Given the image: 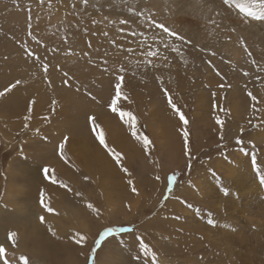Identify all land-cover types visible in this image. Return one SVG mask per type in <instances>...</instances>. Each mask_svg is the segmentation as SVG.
Instances as JSON below:
<instances>
[{"label":"rangeland","instance_id":"374dc122","mask_svg":"<svg viewBox=\"0 0 264 264\" xmlns=\"http://www.w3.org/2000/svg\"><path fill=\"white\" fill-rule=\"evenodd\" d=\"M84 2L0 0V264H264V53L244 48L241 66L230 67L220 50L198 51L178 33L184 14L168 21L143 0H124L127 12L103 21ZM233 4L245 33L264 24L244 18L264 0ZM207 58L223 70L204 72L197 62L209 66ZM118 77L123 95L113 112ZM119 111L133 114L147 148ZM78 119L90 136L84 148L69 133ZM102 161L114 176L101 174ZM54 197L64 209L51 205ZM109 228L128 231L97 245Z\"/></svg>","mask_w":264,"mask_h":264},{"label":"bare ground","instance_id":"6f19581e","mask_svg":"<svg viewBox=\"0 0 264 264\" xmlns=\"http://www.w3.org/2000/svg\"><path fill=\"white\" fill-rule=\"evenodd\" d=\"M76 1L77 0H75V3H76ZM78 1L81 2L82 0H78ZM84 1L85 0H83V2ZM135 1H137V0H134V2ZM143 1L145 2V4H142L143 7H144V5H147L145 7L146 10H149L150 12H152L154 14L156 13V15H159V16L164 15V16H166V19L168 21H170L176 15L178 16V15L184 14V15L188 16L189 19L188 20L185 19L186 22L182 23L183 21L181 20L182 24L179 26V28H177L178 33L183 37L186 36V37L192 39L193 46H195L198 51L203 50V51L208 52V51L213 50V49L215 51L220 50V52H219L220 54L226 55L225 60L227 59L226 63H227V65H230V67L233 65V63H236L237 65H239V67L241 66L240 61H242L244 58L243 57L244 56L243 49L245 48V46H246V48L252 47L253 49L257 50L261 54L264 53V24L261 25L260 27H258V29H256L254 32H250L249 34L245 33L247 23H245V21L243 22L242 18L237 15V11H239L238 6H235L234 4L232 5V7L234 6L235 9L231 8L230 5H225L223 3V0H143ZM243 1L246 3L249 2V0H231V2L235 3V4H237V2L240 3ZM251 1H253V0H251ZM87 4H89L92 15L95 16L97 14H100V18H102L103 21H104V19L105 20L109 19V18H110V20L113 19L112 15H106L107 13L116 14L118 12V8H122L119 11V13H122L124 10L125 11L127 10L125 8V6L128 7V5H129V4H127V5L123 6V4H126L124 2V0H87ZM137 4L139 5V3H136V4H133L132 7H134L135 5L137 6ZM242 5H245V4H242ZM232 9H233V11H232ZM186 10H188V11H186ZM146 12H148V11H146ZM152 13H150V14H152ZM124 15H125V13H124ZM128 17L126 16V18H128ZM181 17H183V16H181ZM184 18H185V16H184ZM184 18H183V20H184ZM115 19H116V17H114L113 20H115ZM133 19H135V18H133ZM133 19H132V21H134ZM120 20H121V17H120ZM123 20H124V18H123ZM192 20H199L202 23H204V25H200L201 23L198 24L197 22L195 23ZM140 29H144V28H140ZM83 30H84V28H83ZM144 32H146V30H144ZM117 40H118V38H117ZM211 40H213V42ZM241 41H243V44L241 43ZM75 43L77 44V42H75ZM79 45H80V43H79ZM179 59H180V61H185V59H183L182 56H180ZM199 59H200V57H199ZM206 60L210 61L209 66H207L206 63H204V61L203 62H201V61L197 62V65L201 66V68L204 72H206V73L210 72L211 73V71H210L211 68L217 69V70H221V69L223 70L222 66H220L222 64L221 62H218V64H217L214 62L213 59L207 58ZM258 63H259V65H261V67H264V62H262L261 59L258 61ZM36 95H33V97H36ZM36 102H37V104L33 108L34 113L41 112L43 109V107H41V104H44L46 101L40 98L39 101L37 100ZM237 107H238L237 103H234L233 109H236ZM106 123L104 124L105 126L108 125ZM83 124L84 123L81 122L80 119H78V121L77 120L74 121L72 123V125L69 126V129H70L69 133L73 136H76L84 148L85 145L88 146V143L90 142L89 141L90 136L86 133L85 129L83 128V126H82ZM112 126L111 127L109 126L108 128L113 129ZM166 139L168 141V137H166ZM102 154L103 153L99 152V154L97 155L98 160H100L99 156H101ZM47 155L49 156L48 153H47ZM41 156H42V154H41ZM45 157L46 156H44L43 159ZM102 162H103L102 165L99 166L101 174L102 175H108V176H114L115 174H113V173L111 174V172H109L110 166L113 167L112 164L109 161L108 162L102 161ZM54 163H56V165L60 164L59 162H53L51 164L54 165ZM100 171H99V173H100ZM104 178H106V176L101 177L99 182ZM101 183L102 184H99V185H101L102 187L98 188V191L100 194H102L106 197L109 195L108 188L106 185H103V184H105V181H103ZM114 185H112V186H114ZM50 202H51V205L53 207H56V208L58 207V210L64 209V208H62L63 207L62 203H60L55 197ZM22 236H24V235L21 234V237L17 241L18 246L20 247V251H23V248H24ZM71 264H75V263L73 261H71Z\"/></svg>","mask_w":264,"mask_h":264},{"label":"snow or ice","instance_id":"6c2138e0","mask_svg":"<svg viewBox=\"0 0 264 264\" xmlns=\"http://www.w3.org/2000/svg\"><path fill=\"white\" fill-rule=\"evenodd\" d=\"M223 3L225 5H228V4L231 3V0H223ZM248 6L249 7H252L249 4H248ZM261 9H262L261 11H258L254 15L244 16V18L245 19L251 18L252 20L264 21V5H261ZM121 23H125V22L124 21H121ZM158 27H160L162 29L163 33H165V34H167L169 36H175L177 39H181V40L184 39L183 37L179 36L178 33H174L173 30L171 28H169L167 25L158 24ZM241 43L243 44V41H241ZM245 50H247L246 46H245ZM26 51H28V50L26 49ZM28 54L29 55H33L30 51H28ZM148 55L149 56H153V55H155V53L149 52ZM44 71L45 72L47 71V65L44 66ZM122 79H123L122 77H118L117 78V83L115 84V88H116L115 98H113L111 100V105H110V107H111V109H112L113 112H117L118 111V109L115 107V105L117 104V100H119L122 97V95H123V93L121 91V81H122ZM19 83H20V81H17L16 82V84H19ZM15 86H16L15 84L9 86L8 89H5V92L10 91L11 88H13ZM164 94H165L166 97L169 96V94H168V92L166 90H165V93ZM0 95H4V93L3 92H0ZM168 104L172 108V110L177 113V115L179 116L180 121L186 126L188 124L187 119L185 118L184 114L180 111V109L173 103V101H172V99L170 97L168 98ZM118 114L121 117V119H124L125 117L127 118V119L124 120V122L126 124H129L132 127V130H133L132 131V134H133V136L137 140L141 141L143 143V145L145 146V148H147L148 145H149V143H150V141H149V139L146 136H144L142 134H138V132L136 130V120H135V117L133 116V114L131 112H126V111H119ZM217 123L219 124L221 122L219 120H217ZM94 127H95V124H94ZM181 134L184 137V140H185V148L187 149L188 148V136H189V133L186 130V128H185V130L182 131ZM97 138L99 139V141H100V143L102 145L105 144V141H104V137L102 135V132L101 133H97ZM65 139H67V138H65ZM105 147H107V146L105 145ZM59 148H60L61 155H63L64 144L63 143L60 144ZM108 151L115 157V159L117 161L120 160V155L118 153L112 152L111 149H108ZM42 171L44 172L46 178H48V173H49L50 170L47 167H45ZM125 171H127V170L125 169ZM51 179H52L53 182H55L56 177H55L54 174L51 176ZM175 180H176V177L174 175L169 176V178H168V187H169V189L172 188L173 183H174ZM128 183L131 184L132 181L129 180ZM260 183L262 185H264V177L261 178ZM41 198H43V192L41 193ZM44 206L47 208V205H44ZM88 207L91 208L92 205L89 204ZM47 210L48 211H52L51 208H48ZM40 219H41V222H43V219L44 218L43 217H40ZM113 231H128V229H124V228L111 229V228H109V229H107L106 231H104L100 235V239L96 241V244L99 245L100 241L103 240L104 237L111 235ZM15 238H16L15 237V233H9V239L13 240V242H14L15 241ZM79 239L80 240H83L84 237L81 236V237H79ZM139 247H140V249L143 252H145V253L148 252L147 245L141 243L139 245ZM4 255H5V249H4L3 246H0V257H3ZM153 256H154V253H153ZM21 259L23 260L24 258L21 257ZM5 264H7V262H5Z\"/></svg>","mask_w":264,"mask_h":264}]
</instances>
